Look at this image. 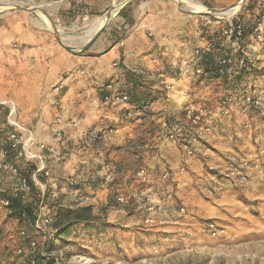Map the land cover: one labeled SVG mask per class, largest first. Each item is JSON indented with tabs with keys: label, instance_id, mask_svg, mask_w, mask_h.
Wrapping results in <instances>:
<instances>
[{
	"label": "rangeland",
	"instance_id": "obj_1",
	"mask_svg": "<svg viewBox=\"0 0 264 264\" xmlns=\"http://www.w3.org/2000/svg\"><path fill=\"white\" fill-rule=\"evenodd\" d=\"M32 1L45 4L43 12L47 15V23L43 22L41 16L32 10V3L26 0H0V4H20L30 9L0 13L2 15L14 12L20 23L18 34L23 33L32 38L29 39L31 42H26L15 37V40L7 42L2 48L0 80L8 92L21 90L19 86H16L17 82H12L10 77H15L13 73L17 72L18 80L16 81L20 84L23 81L21 76L27 68L28 61L36 63L33 67L37 69L41 67L51 69L56 66L61 68L57 65L61 58L68 59L71 53L82 52L78 51L79 47L84 46L91 39L83 38L87 24L93 18L104 14L110 6L112 7L113 0H99V4L103 2L107 7L101 11H97V7L88 3L87 0H80L77 3L65 0V4L71 3L74 7L61 14L56 13L51 0ZM137 1L139 0H129L125 4ZM161 1L170 2L172 6H177L178 3L173 0ZM195 1L204 7L222 10L233 7L238 2V0ZM180 6L183 10H190L184 3H180ZM121 8L122 6L98 31L97 37L118 16ZM178 15L183 16L181 17L183 19H180L181 24L188 26V28L184 26V29H187L185 31L183 28L179 30L180 39L184 43V46H180L183 54L191 51L198 34L197 31L204 23L208 22L210 31L222 25L215 16L203 15L201 11L184 13L178 9ZM237 16L245 18L240 12ZM38 20L40 24L37 23ZM148 32L151 35H148ZM152 35L150 30L146 32L148 38H152ZM175 46L167 45L157 52L163 67L168 71H170L169 58L171 55L173 57L172 51ZM259 62L261 72L254 76V83L258 90L264 92V56ZM74 68L76 67L67 69L64 73ZM64 73L59 72L56 83L65 79ZM49 94H54L52 88ZM155 98L154 94H144L139 91L133 82L131 101H148ZM2 99L0 98V102L7 101ZM21 101L23 103L21 106L16 103L15 116L20 117L21 121L24 118L29 119L27 124L28 122L30 124H26L28 127L35 125L36 120L33 118L35 114L27 111L31 105L30 99L24 96V100ZM7 115V104L0 103V124L4 123ZM120 115L122 116L103 118L102 125L108 126L111 132L107 131L110 136L104 135L96 142L97 150L101 152L100 156L95 152V156L91 155L90 158L88 153L81 154L80 157L84 156L89 159L82 163L76 162L73 156L69 160L61 161L64 164L60 166L66 168L63 172L60 171L61 169H50L49 189L54 192L55 199L47 200V205L54 217L61 207L89 206L91 208L87 222L76 224L70 228L68 233L55 238L52 251L57 256V262L60 264H264V185L251 180L242 186L227 184L223 192L212 196L203 191V186L211 183L213 179L224 181L223 168L230 156L257 155L260 157L263 154L264 113L257 114L251 131L238 128L236 131L240 135H237L231 130V138L228 139L231 142L226 146L220 143L216 146L209 144L204 147L205 155L197 154L194 158H190L194 159L193 162L188 164L182 161L177 168H171L169 164L162 165L159 169L160 173L164 169H169L170 177L167 181L163 180L161 186H169L173 189L175 203L183 202L190 216L188 219H181L170 213L163 217L157 215L158 220L152 226L143 223L145 210L140 200L131 198L127 204L116 202V197L121 194L140 196V194L148 193L154 195L161 191L157 182L152 179L153 174L145 162L138 163L133 160L126 162L133 171L125 179L118 176L122 169L118 165L122 162L119 164L117 159H114L115 156L110 158L112 148L108 142L112 141L113 135L114 138L118 137L122 140L123 147L120 148L136 151L141 144L144 145L146 135H140V132L131 133L125 127L134 124L143 125L136 119H142L140 122L143 120L145 122L147 119L146 115L127 116L124 111H121ZM137 129L131 127L132 131H137ZM128 138H130V143L126 142ZM71 148H74L75 154L78 152L77 157H79V152L86 151L82 145L78 147V142L69 144L64 139V143L58 146L57 156ZM147 148L149 156L158 154L157 150L153 152L154 147L148 146ZM83 160L85 158L81 161ZM87 162L91 163L84 167ZM110 164L114 167L115 173L112 181L104 182L102 174L106 166ZM141 166L151 174L146 184L141 183L134 175L135 170ZM181 166L184 167V171L179 170ZM71 179H76V182L70 183ZM2 182L11 183L6 177ZM7 212L5 209H0V264H20L19 257L12 250L18 239V228L22 225L14 218H10ZM210 220L221 225L225 233L219 237H209L205 224ZM43 262L39 261L38 264H43Z\"/></svg>",
	"mask_w": 264,
	"mask_h": 264
},
{
	"label": "built area",
	"instance_id": "obj_2",
	"mask_svg": "<svg viewBox=\"0 0 264 264\" xmlns=\"http://www.w3.org/2000/svg\"><path fill=\"white\" fill-rule=\"evenodd\" d=\"M237 4L238 10L228 17L209 13L208 8L204 7L201 13L215 16L222 25L210 31L208 22L204 23L197 31L191 51L177 54L174 61H169L171 72L158 64L138 73L140 82H152L149 93L154 94L155 99L131 101L130 87L109 81L101 86L102 102L115 107L123 106L127 116L146 115L154 125L151 128L155 129L156 135L176 148L185 159L202 153L215 133L223 130L226 120H235L239 128L251 131L257 114L264 113V92L255 87L254 76L249 74L245 77L244 72L261 70L259 61L264 56V0H238ZM9 10L13 9L5 11ZM239 12L245 18L238 17ZM147 34L151 35L150 32ZM211 52H215L214 61L210 67L204 68L203 58ZM75 73L82 75L84 70L65 72V79L59 80L52 91L59 93L64 81ZM0 103L8 107L4 124H0V192L4 191L1 185L5 177L11 181L10 195L19 198L23 206L30 202L31 185L39 191L35 218L29 226L18 228V239L12 251L19 257L20 264H38L50 258L60 264L49 249L55 241L56 228L47 200L55 199L54 192L49 189V158L57 156L58 146L64 143L66 124L56 118L58 127L53 134L47 139L37 138L32 128L17 122L14 104L8 101ZM102 135L94 128L83 130L79 140L82 148L86 150L91 147L100 156L96 142ZM126 142L130 143V138ZM26 165H32L28 175L23 171ZM179 170L184 171V167L181 166ZM114 173L111 164L106 166L103 181H112ZM134 175L141 183L149 182L150 173L142 166L135 170ZM223 176L224 181L213 179L203 186V191L212 196L223 192L227 184L242 186L251 180L264 185V152L260 157H229L223 168ZM160 177L167 181L170 170H162ZM75 182L76 179L70 180V183ZM131 198L142 203L145 210L143 223L148 226L157 222V215L167 216L175 205L173 189L169 186H163L154 195L121 194L116 197V202L127 204ZM9 204L7 197L0 196V209L7 210ZM175 215L181 219L190 216L183 203L176 205ZM205 230L213 238L225 233V229L212 220L205 224Z\"/></svg>",
	"mask_w": 264,
	"mask_h": 264
},
{
	"label": "crops",
	"instance_id": "obj_3",
	"mask_svg": "<svg viewBox=\"0 0 264 264\" xmlns=\"http://www.w3.org/2000/svg\"><path fill=\"white\" fill-rule=\"evenodd\" d=\"M72 1L77 3L80 0ZM50 2L54 4L56 13L58 14H61V12L65 13L66 10L70 11L74 7L71 3L65 4V0H51ZM87 2L96 6L97 11L107 8L103 2L99 4V0H87ZM211 6L215 7V5ZM68 14H71V12H68ZM16 16L14 12H7L0 15V54L3 46L16 38L20 39V41L31 42L29 40L32 39L31 36L28 37L23 33L21 35L18 34L17 30L20 23ZM181 17L183 16L179 17L177 6H172L170 2L166 1L139 0L137 2L125 4L119 10V14L113 22L109 24V26H107L85 50L71 53V57L68 59L66 57L61 58L60 63L57 64L61 66V68L55 65L56 67L51 69L45 67L37 69V67H33L36 63L28 61L26 64L27 68L23 71V75L21 76L23 81L20 84L16 81L18 80L17 72L13 73L15 77H10V80L12 82H17L16 86L21 88V90L17 92H8L0 80V98H3L2 100H7L15 106L16 103L19 106L23 105L21 100H24V96L30 99L31 105L27 108V111L35 114L33 117L36 120L35 125H30V127L34 130L37 138H48L53 134L55 128L58 127L56 118H60L61 121L66 124L64 128V139L69 144L78 142V147L81 146L82 143L79 141L81 132L88 128L101 131L103 134L102 136H110L107 131L111 132V129H108V126L102 125L103 118L120 117L122 116L120 115L121 111H124L125 114V110L123 106L115 107L102 102L101 86L109 81H115L123 87L128 86L131 88L134 81L140 82L138 74L140 71H147L158 64H162L157 52H160V50L167 45H176L172 51L173 57L171 55L169 58V61H174V56L182 53L180 46H184L179 36V30L182 28L184 31L187 30L186 28L184 29L185 25L180 22V19H183ZM21 26L23 27V25ZM185 27L188 28L187 24ZM189 27H191V25H189ZM148 30L152 32V38L146 36ZM73 67H76L74 69L84 70V74H73L65 80L62 91L57 94L54 93L53 95L49 94V90L56 84L59 72L63 74L64 71ZM151 84V81H144V83L140 82L136 85V88L146 90L147 93L150 94L149 92L151 90H149V86ZM152 93H154V91H152ZM16 119L18 123L23 125H26L29 120L24 118L23 121H21L18 116ZM147 119L145 122H143L144 120L140 122L142 119H136L138 123L143 125L138 126L134 124L129 126L126 125L125 127V129H129L131 133L140 132V135H146L144 145L141 144L136 151H128L125 148H120L123 147L122 140L118 137L114 138L112 135V141L108 142L112 148L110 150L111 155L109 154V156L110 158L115 156L114 159H117L119 164L122 162L118 165L122 168L118 176L123 179L133 171L130 170V165L126 164V162L131 160L138 163L145 162L154 175H152V179L163 189L161 186L163 180L160 177L161 173L159 171L162 165L169 164L171 168H177L180 162L185 161V163L189 164L193 162L194 159H184L176 148L168 144L163 138L158 137L155 129L151 128L154 127V125ZM224 123L223 130L221 133H215L213 139L209 143L210 145L216 146L220 143L226 146L231 142L228 140L231 138V130L237 135H240V133L236 131L239 127L235 120H226ZM29 124L28 122L27 125ZM131 127L139 129H137V131H132ZM122 134L124 133L122 132ZM241 139L242 137L240 141ZM148 146L154 147L153 149L155 150H153V152L157 150L156 152L158 154L149 156L147 153ZM73 149L74 148L64 150L66 152L61 155L59 154L58 156L51 157L49 163L50 169H61L60 171L63 172V169L66 168L65 166H60L64 164L61 161L69 160L74 156L76 162L82 163L89 159H86L84 156L80 157L81 154L88 153L89 158L91 155L95 156L94 150L91 147L86 148L85 152H79V157L76 155L78 152L75 154ZM71 150H73V152H71ZM204 150L205 149H203V151ZM133 151L134 153H132ZM203 151L200 153L201 155H205ZM84 158L85 160L81 161ZM138 159H140V161ZM90 163L87 162L84 167H87ZM1 186L3 190L7 191L11 190L12 187L8 182H2ZM176 205L175 203L173 210L170 212L172 216L175 215Z\"/></svg>",
	"mask_w": 264,
	"mask_h": 264
},
{
	"label": "trees",
	"instance_id": "obj_4",
	"mask_svg": "<svg viewBox=\"0 0 264 264\" xmlns=\"http://www.w3.org/2000/svg\"><path fill=\"white\" fill-rule=\"evenodd\" d=\"M215 58V52L208 53L203 58V66L204 68L210 67L212 62ZM261 70L258 72L257 70H250L244 72L245 77L252 75L255 76L257 73H260ZM140 82H135V87ZM144 94H147L146 90L139 89ZM130 97H131V88H130ZM137 101V100H134ZM139 101V100H138ZM141 102V100H140ZM32 169V165H26L24 167V172L26 175L30 173ZM30 190V202L27 203L25 206L21 205L19 198L12 197L11 190H4L0 192L1 197H7L10 200V204L7 208V213L10 218H14L20 225L29 226V224L34 220L35 214L38 211V197L39 191L36 187L31 185ZM91 208L89 206L79 207V208H70L69 207H61L59 208L58 212L56 213V217H54V227L56 228L55 238L61 234H66L69 232L70 228L75 226L76 224H83L89 220ZM24 214V216L22 215ZM145 216V215H144ZM143 216V218H144ZM54 245L51 244L49 249L52 250ZM43 264H57L55 261L50 258L43 262Z\"/></svg>",
	"mask_w": 264,
	"mask_h": 264
},
{
	"label": "bare ground",
	"instance_id": "obj_5",
	"mask_svg": "<svg viewBox=\"0 0 264 264\" xmlns=\"http://www.w3.org/2000/svg\"><path fill=\"white\" fill-rule=\"evenodd\" d=\"M125 1L126 0H113L112 1V10H111L110 14L106 15L104 13L100 16L93 18L87 24V27L85 28V31H84L85 33L83 35V38L85 40L92 38L102 27H104L107 24V22L110 20V18H112L117 13L118 9L124 4ZM173 1L186 4V6H188V8L190 9L189 11L192 13H197V12L205 10L204 6L195 0H173ZM26 2L32 3L31 4V8H33L32 10L34 12H37L41 16V19L43 22H46V23L48 22L47 15L44 14V12H43V10H44L43 6L45 4H43V3L37 4V3H34L32 0H26ZM11 6H14V5H11L10 3L0 4V12L7 10ZM16 6L22 7V6H20V4H17ZM238 8H239V5L236 4L233 7H228V8H225L223 10H220L219 11L220 13H218V14L220 16H227L228 17L232 13L236 12V10H238ZM37 23L40 24L39 20Z\"/></svg>",
	"mask_w": 264,
	"mask_h": 264
},
{
	"label": "water",
	"instance_id": "obj_6",
	"mask_svg": "<svg viewBox=\"0 0 264 264\" xmlns=\"http://www.w3.org/2000/svg\"><path fill=\"white\" fill-rule=\"evenodd\" d=\"M129 0H126L125 2H124V4L125 3H127ZM123 4V5H124ZM122 5V6H123ZM177 8L180 10V11H182V12H184V13H192V12H190V11H186V10H183V9H181V6H180V3H177ZM10 9H13V10H30V9H28V8H26V7H24V6H22V7H19V6H16V5H14V6H11L10 7ZM111 9H112V7L110 6L104 13L106 14V15H109L110 14V12H111ZM220 10H222V9H218V8H208V12L209 13H212V14H217V13H220L219 11ZM103 28V27H102ZM101 28V29H102ZM100 29V30H101ZM99 30V31H100ZM98 33V32H97ZM97 33L84 45V46H81V47H79V49H78V51H83V50H85L88 46H89V44H90V42H92V40L94 39V38H96L97 37Z\"/></svg>",
	"mask_w": 264,
	"mask_h": 264
}]
</instances>
